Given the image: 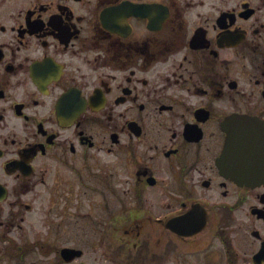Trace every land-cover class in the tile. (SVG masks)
<instances>
[{
  "label": "flooded vegetation",
  "instance_id": "af4514ba",
  "mask_svg": "<svg viewBox=\"0 0 264 264\" xmlns=\"http://www.w3.org/2000/svg\"><path fill=\"white\" fill-rule=\"evenodd\" d=\"M0 264H264V0H0Z\"/></svg>",
  "mask_w": 264,
  "mask_h": 264
},
{
  "label": "water",
  "instance_id": "95a60500",
  "mask_svg": "<svg viewBox=\"0 0 264 264\" xmlns=\"http://www.w3.org/2000/svg\"><path fill=\"white\" fill-rule=\"evenodd\" d=\"M237 144L240 145V141L238 143V136L237 135H232L228 141L227 147H226V154L231 155L232 152H234ZM246 151V150H244ZM247 154V153H246Z\"/></svg>",
  "mask_w": 264,
  "mask_h": 264
}]
</instances>
